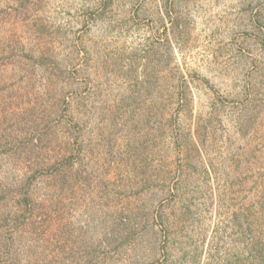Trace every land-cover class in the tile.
I'll return each instance as SVG.
<instances>
[{
    "label": "rangeland",
    "instance_id": "1",
    "mask_svg": "<svg viewBox=\"0 0 264 264\" xmlns=\"http://www.w3.org/2000/svg\"><path fill=\"white\" fill-rule=\"evenodd\" d=\"M0 264H264V0H0Z\"/></svg>",
    "mask_w": 264,
    "mask_h": 264
}]
</instances>
